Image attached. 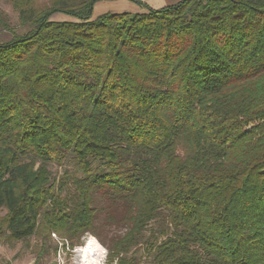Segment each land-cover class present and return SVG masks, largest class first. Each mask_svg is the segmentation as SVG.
Here are the masks:
<instances>
[{"label":"trees","instance_id":"16d2710c","mask_svg":"<svg viewBox=\"0 0 264 264\" xmlns=\"http://www.w3.org/2000/svg\"><path fill=\"white\" fill-rule=\"evenodd\" d=\"M7 1L0 237L35 236L37 259L87 233L107 264H264V0Z\"/></svg>","mask_w":264,"mask_h":264},{"label":"rangeland","instance_id":"374dc122","mask_svg":"<svg viewBox=\"0 0 264 264\" xmlns=\"http://www.w3.org/2000/svg\"><path fill=\"white\" fill-rule=\"evenodd\" d=\"M128 1V0H127ZM152 8H158L164 5L175 3L178 0H143ZM97 6V7H96ZM92 12V18L97 17L104 13H121V12H141L143 8L136 5L132 1L127 3H114V2H98ZM0 11L4 14L6 20L12 26L18 25L17 12L12 8L11 4L7 0H0ZM121 11V12H120ZM56 19H67V17L56 14ZM17 33L24 31V28L20 26L16 27ZM11 38L10 32L0 30V41H5ZM53 171L60 173V168L53 167ZM56 174L55 176H58ZM5 213L4 209H0V217ZM101 237L107 241L106 229H99ZM94 237L97 242L105 249V256L102 264H107L106 254L107 249L98 241V239L92 234H85L81 237V244L75 245L72 248L66 244V241L59 238L57 235L52 234V243L57 245L56 250L49 251L48 254L42 256L41 259H37V244L40 241L32 236L25 241H11L9 242L3 237H0V264H79V248L84 244L85 240L89 237ZM38 260V261H37ZM145 264V263H144Z\"/></svg>","mask_w":264,"mask_h":264},{"label":"bare ground","instance_id":"6f19581e","mask_svg":"<svg viewBox=\"0 0 264 264\" xmlns=\"http://www.w3.org/2000/svg\"><path fill=\"white\" fill-rule=\"evenodd\" d=\"M104 256L105 249L92 236L79 248V264H102Z\"/></svg>","mask_w":264,"mask_h":264},{"label":"crops","instance_id":"0c3cea01","mask_svg":"<svg viewBox=\"0 0 264 264\" xmlns=\"http://www.w3.org/2000/svg\"><path fill=\"white\" fill-rule=\"evenodd\" d=\"M105 1H107V3H109V2H114V3H120V4H123V3H127L128 1L127 0H102V1H98V2H105ZM143 1V0H142ZM98 2H96L95 4H94V6H93V10H94V7L97 5V3ZM144 2V1H143ZM146 3H149V2H147V1H145ZM97 7V6H96ZM159 8V7H158ZM121 12V11H120Z\"/></svg>","mask_w":264,"mask_h":264}]
</instances>
